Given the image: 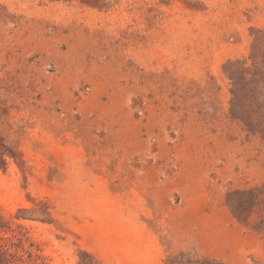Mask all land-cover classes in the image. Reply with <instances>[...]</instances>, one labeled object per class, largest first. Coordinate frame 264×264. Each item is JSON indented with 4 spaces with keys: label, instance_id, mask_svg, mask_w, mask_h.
I'll list each match as a JSON object with an SVG mask.
<instances>
[{
    "label": "rangeland",
    "instance_id": "374dc122",
    "mask_svg": "<svg viewBox=\"0 0 264 264\" xmlns=\"http://www.w3.org/2000/svg\"><path fill=\"white\" fill-rule=\"evenodd\" d=\"M0 264H264V0H0Z\"/></svg>",
    "mask_w": 264,
    "mask_h": 264
},
{
    "label": "trees",
    "instance_id": "16d2710c",
    "mask_svg": "<svg viewBox=\"0 0 264 264\" xmlns=\"http://www.w3.org/2000/svg\"><path fill=\"white\" fill-rule=\"evenodd\" d=\"M0 165L2 166L6 165V159L4 158V153H2L1 150H0ZM241 195L242 197L239 199L240 206L251 203V201L264 203V190H261L259 188L251 190L250 192L242 193ZM247 195H249L252 198L250 202H247V200L245 199ZM254 228L259 232H264V220L257 223L254 226Z\"/></svg>",
    "mask_w": 264,
    "mask_h": 264
}]
</instances>
